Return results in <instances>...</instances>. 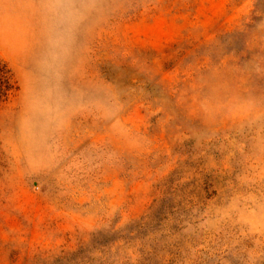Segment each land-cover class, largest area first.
Segmentation results:
<instances>
[{"label":"rangeland","instance_id":"obj_1","mask_svg":"<svg viewBox=\"0 0 264 264\" xmlns=\"http://www.w3.org/2000/svg\"><path fill=\"white\" fill-rule=\"evenodd\" d=\"M0 264H264V0H0Z\"/></svg>","mask_w":264,"mask_h":264},{"label":"trees","instance_id":"obj_2","mask_svg":"<svg viewBox=\"0 0 264 264\" xmlns=\"http://www.w3.org/2000/svg\"><path fill=\"white\" fill-rule=\"evenodd\" d=\"M0 79L5 83V75H4V71L2 68H0ZM1 84V83H0Z\"/></svg>","mask_w":264,"mask_h":264}]
</instances>
